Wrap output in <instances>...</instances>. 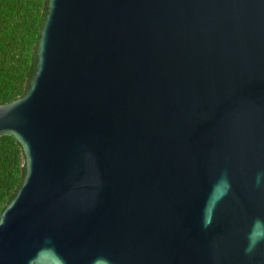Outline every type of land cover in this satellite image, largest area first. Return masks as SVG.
Returning a JSON list of instances; mask_svg holds the SVG:
<instances>
[{
  "label": "water",
  "instance_id": "1",
  "mask_svg": "<svg viewBox=\"0 0 264 264\" xmlns=\"http://www.w3.org/2000/svg\"><path fill=\"white\" fill-rule=\"evenodd\" d=\"M5 135L0 264H264V0H50Z\"/></svg>",
  "mask_w": 264,
  "mask_h": 264
},
{
  "label": "trees",
  "instance_id": "2",
  "mask_svg": "<svg viewBox=\"0 0 264 264\" xmlns=\"http://www.w3.org/2000/svg\"><path fill=\"white\" fill-rule=\"evenodd\" d=\"M50 0H0V105L25 96L37 71L38 48ZM27 175L23 145L0 137V216Z\"/></svg>",
  "mask_w": 264,
  "mask_h": 264
},
{
  "label": "clouds",
  "instance_id": "3",
  "mask_svg": "<svg viewBox=\"0 0 264 264\" xmlns=\"http://www.w3.org/2000/svg\"><path fill=\"white\" fill-rule=\"evenodd\" d=\"M258 182H259V178H258ZM209 223H210V221H206L205 222V227H207Z\"/></svg>",
  "mask_w": 264,
  "mask_h": 264
}]
</instances>
